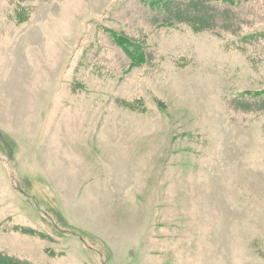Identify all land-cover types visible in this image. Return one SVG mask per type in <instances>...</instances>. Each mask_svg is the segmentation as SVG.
<instances>
[{
	"label": "rangeland",
	"instance_id": "obj_1",
	"mask_svg": "<svg viewBox=\"0 0 264 264\" xmlns=\"http://www.w3.org/2000/svg\"><path fill=\"white\" fill-rule=\"evenodd\" d=\"M173 1L0 0L5 254L264 264V0Z\"/></svg>",
	"mask_w": 264,
	"mask_h": 264
},
{
	"label": "trees",
	"instance_id": "obj_2",
	"mask_svg": "<svg viewBox=\"0 0 264 264\" xmlns=\"http://www.w3.org/2000/svg\"><path fill=\"white\" fill-rule=\"evenodd\" d=\"M145 1L150 2V4H152V5H155L159 1L164 2V3H166V1H167L168 4H166V5H167L168 10H169L168 15H170L172 17L171 20H173V22H180L181 20H186L188 22H192L193 26L197 25L198 27L205 29V30L214 28L213 26L207 24L208 22H204V19L206 17L204 14L199 15L197 17H192L191 15H189L190 13L189 14H186V13L182 14L181 12H175L172 7H169V3L170 4L175 3V4H173L175 6L177 1H173V0H143V2H145ZM224 1H228V0H224ZM200 2L210 4L208 0H201ZM195 5L196 4H193L191 7H195ZM190 11H191V9H189V12ZM0 264H30V262L27 260H24V259H20L19 257H15L13 255H7V254H5V252L0 250Z\"/></svg>",
	"mask_w": 264,
	"mask_h": 264
},
{
	"label": "bare ground",
	"instance_id": "obj_3",
	"mask_svg": "<svg viewBox=\"0 0 264 264\" xmlns=\"http://www.w3.org/2000/svg\"><path fill=\"white\" fill-rule=\"evenodd\" d=\"M101 148H103V149H100V151H96V157H98V156L102 157L101 160L104 162V164H106V170L102 171V174L107 175L109 173L110 169L113 167V165L111 164L112 159H111L109 153L105 149V148H110V146L109 145H107L105 147L101 146ZM93 150H95V148H93ZM65 157H67V156L65 155Z\"/></svg>",
	"mask_w": 264,
	"mask_h": 264
}]
</instances>
